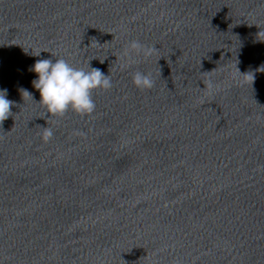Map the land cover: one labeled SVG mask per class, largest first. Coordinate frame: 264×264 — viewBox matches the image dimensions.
Instances as JSON below:
<instances>
[{
	"label": "water",
	"instance_id": "95a60500",
	"mask_svg": "<svg viewBox=\"0 0 264 264\" xmlns=\"http://www.w3.org/2000/svg\"><path fill=\"white\" fill-rule=\"evenodd\" d=\"M57 58L111 76L92 115L39 103ZM261 68L264 0H0V264H264Z\"/></svg>",
	"mask_w": 264,
	"mask_h": 264
},
{
	"label": "clouds",
	"instance_id": "9594fccd",
	"mask_svg": "<svg viewBox=\"0 0 264 264\" xmlns=\"http://www.w3.org/2000/svg\"><path fill=\"white\" fill-rule=\"evenodd\" d=\"M156 51L154 46L132 40L124 49L123 56L127 57L130 65L135 63L134 56L148 57ZM32 70L38 77L33 83L40 94L39 103L53 117L62 118L68 111L82 117L90 116L96 109L92 97L93 92L96 90L107 91L113 87L111 76L105 75L100 69L91 68L89 65L88 70L77 68L64 58H57L55 62L52 59H40L34 64ZM260 71H264V68H261ZM249 80L253 82V74L249 75ZM132 82L136 88L142 91L152 89L155 84L150 73L146 74L140 71L133 73ZM208 87L209 89L213 87L211 82ZM23 94L32 98V95L27 91H24ZM12 106L13 101L6 98V90L0 91V125L13 115ZM52 137V129L43 127L42 139L48 142Z\"/></svg>",
	"mask_w": 264,
	"mask_h": 264
}]
</instances>
